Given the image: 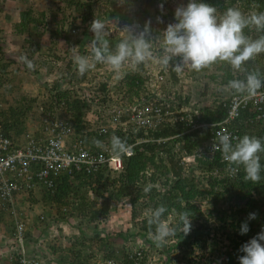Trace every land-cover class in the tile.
Here are the masks:
<instances>
[{"label": "trees", "instance_id": "obj_1", "mask_svg": "<svg viewBox=\"0 0 264 264\" xmlns=\"http://www.w3.org/2000/svg\"><path fill=\"white\" fill-rule=\"evenodd\" d=\"M7 1L0 0V14ZM21 1L22 6L17 9L18 21L13 24V31L31 35L19 44L16 43V48L24 53L23 58L20 55L10 56L2 50L3 33L0 29V100L3 102L0 101V128L3 134L16 140L26 129L23 121L30 120L32 116L35 118V114L40 112L47 113L50 117H65L74 133L71 138L87 140L91 145L88 144V149L94 152L104 148L117 152L112 149L113 137L120 138L131 148L129 156L121 153L119 168L102 166L88 173H62L55 179L52 189L43 188L41 198L49 203L50 221L56 224L65 221L76 211L80 222L85 221L86 228L90 230H85L79 223L76 232L65 236V242L61 243L64 246L57 250L47 246L58 256L53 261L56 264H95L96 258L100 257L104 260L111 259L113 264H239L238 257L243 255L239 251L241 245L264 230V172L258 183L245 180L242 166L233 176H228L223 171L224 162L220 161L219 153L208 155L203 143L209 134L206 124L220 120L225 114V108L219 99L234 92L228 88V82L232 79H244L248 72H258L264 77V54L248 61L241 71H235L227 64H216L211 66L212 73L195 76L189 72L191 76H195L189 86L197 92L198 102L207 100V85L201 84L198 79L207 77L221 86V90L216 88L211 93V102L201 105L199 113L193 116L194 122L202 124L199 128L187 130L185 122L164 121L154 130L146 131L144 136L153 138L150 141H140L143 131H136L130 126L106 128L105 133L96 135L92 130L105 121L103 109L106 107V93L115 88L121 91L125 100L131 94L138 96V88L148 77L145 74V63L135 66V70L124 68L121 84H110L107 79L97 83L86 77L89 71L83 76L78 74L73 56L81 55V50L80 47L76 50L70 47L85 42V38L81 39L80 35L90 34V42L94 34L88 33L87 27L94 19L104 20L115 16L119 13L121 2L124 6L136 7L134 5L141 1L145 8L159 12L161 9L157 6V1L60 0V4L55 2L53 12L52 9H47L50 11L47 20L44 10H34L26 0ZM203 2L214 6L218 14L228 8H237L245 15L264 12V0ZM139 12L147 14L142 8L134 12L142 19ZM147 23L149 27L156 25L150 18ZM245 32L250 38L264 35L255 30L246 29ZM45 34L48 36H44ZM108 38L114 51L118 39L116 35ZM13 63L16 64L15 68L9 70ZM174 64L175 61L170 62L166 70L159 72L172 85L179 81L182 72L188 74L187 67L177 72L172 67ZM47 65H51L45 70L49 78L40 77L45 97L27 93L14 95L11 90L15 88L10 81L11 73L24 70L39 76V69ZM55 67L56 70L53 69ZM190 96V92H187L183 100H179L177 95L173 101L182 105L188 103ZM131 98L132 96L127 101ZM39 105H42L41 111L37 110ZM258 113H261V117L256 119ZM235 126L240 129L239 138L247 134L264 140V105L260 111L251 106L240 110L239 116L232 122V127ZM192 153L195 154V165L184 164L181 157ZM261 164L264 165V153H261ZM214 167H217L216 176L208 174L205 177L201 174L210 172ZM37 168L38 165L34 164L32 170ZM194 169L198 172L194 173ZM201 184L203 188H199ZM145 188L150 190L145 192ZM122 200H128L134 207L138 206L130 212L132 225L97 230V225L107 219L111 210H115L111 205L120 204ZM204 203L209 205L205 211L201 207ZM161 205L167 209L161 219L175 227L176 235L170 237L163 247H157L151 238L156 226L149 225L147 218ZM64 206L66 210L62 211ZM143 209L148 210L147 213L139 216ZM252 212H257L256 219L248 220V215ZM181 213H187L191 217V229L187 235L182 232L183 224L179 220ZM245 221L248 222L249 231L241 235L240 226ZM40 231L42 229L34 227L33 240L40 236ZM135 239L137 243L133 244ZM12 264H16V261Z\"/></svg>", "mask_w": 264, "mask_h": 264}, {"label": "clouds", "instance_id": "obj_2", "mask_svg": "<svg viewBox=\"0 0 264 264\" xmlns=\"http://www.w3.org/2000/svg\"><path fill=\"white\" fill-rule=\"evenodd\" d=\"M11 2L13 1L8 0L4 3L3 11L6 7L5 4ZM160 8L163 11L162 4ZM3 11L2 13H4ZM174 16L175 22L169 23L159 36L162 40L163 52V55L160 56L159 59H157L156 56H158V54L154 53L152 47V41L154 39L151 37L150 33V22L146 23L143 28H139L138 25L136 27L126 25L123 28L126 35L116 44L114 51L111 48L108 38L110 33L107 29V25L103 21L97 19L91 22L89 29L94 35L93 39L89 42L90 56H73V62L77 66V72L80 76H83L89 71L86 77L93 79L97 83L107 79V82L110 84H121L123 80L122 71L124 68L135 70V66L143 63H145V74L148 76L146 82L138 88V96L131 94L130 97L132 96V98L130 101H127L130 97L125 100L122 97L121 91H117L115 88H112L110 92L106 93V107L103 109L105 121L103 124L96 126L92 130V133L96 134L95 130L101 126H106V128L130 126L136 129V131H143L140 141H146L147 139L150 141L153 138L145 137L146 131L154 130L164 121L167 123L176 121L185 122V125L188 126L187 130L199 128L202 124L194 122L193 116L199 113L201 101H193L189 98L188 103L178 105L173 101L174 96L178 95L179 100H183L187 92L182 94L179 92L178 88H169L170 81L164 78V75L162 76L159 72L161 70H166L172 61H175L172 67H174V70L177 72L182 71L185 67L199 72L216 64H227L233 70L241 71L248 61L264 54V35H260L257 38H250L245 32L247 29L264 33V12L245 15L237 8H228L222 14H218L214 6L203 2V0H188L186 5L176 7ZM13 19L14 24L18 21L17 15H14ZM159 19L158 17V20ZM13 24L11 25V29L17 40L22 41L26 37H31V35H27L26 32H21L20 34L16 33V31L14 32ZM2 33L4 35L1 37L2 50L10 56L20 55V57L23 58V52L16 48L17 44L10 43L8 44L10 48L7 47L8 45L4 41L6 39L5 34L3 31ZM70 49L76 50L78 48L76 45H72ZM155 58L157 61L153 64L151 60ZM97 64L102 65L99 66ZM15 66V63L11 64L9 70L14 69ZM43 69L44 73L42 74L45 75V79H48L49 76L46 77L45 68ZM129 69L128 71H130ZM97 70L103 71L104 74L102 73L103 75H100L102 79L95 78ZM113 71L118 72L117 77L119 76V78H117V82L114 80ZM10 73L11 72H9V74ZM9 74H6V77L7 75L9 77ZM228 88L241 96L247 95L248 97H253L260 89L264 88V77L258 72H248L244 79L230 80L228 82ZM27 94L35 96L31 93ZM229 94L230 93H227L219 100L223 101ZM41 96H44V92ZM152 103L159 106L160 119H157V116L155 119L152 118L155 113L154 111H143L142 108L144 105H151ZM196 103H198L197 106H193L196 105ZM37 110L41 111L42 105H39ZM137 111H141V116L146 120L144 123L136 124L132 121V116ZM40 115L42 114L38 112L35 114V118L32 117L33 120H36V124L38 123ZM113 115L116 117L114 121L111 120ZM224 117L225 114L220 120L206 124V126L209 127V134L203 143L204 147H206L207 141L213 131L217 128L219 129L220 122ZM58 118H62L70 124L65 117L60 116ZM148 121H150V124H147ZM232 122L233 120L226 126V129L232 131L235 138L233 139L228 133H218V140L214 141L213 150L219 153L220 161L224 162L223 171L226 175L233 176L242 166L245 172V180L258 183L261 179V173L264 172V165L261 164V153H264V140L247 134L239 138L238 132L240 129L236 126L233 128ZM192 125H196V127H192ZM34 128L27 129L26 127L24 133L20 135V138H18L17 141L12 140V142L18 143L20 140H23L27 134L37 135V131ZM155 141L158 142L159 140L155 139ZM83 144L88 151L95 153L88 149L89 142L87 140L83 139ZM111 144L113 151L118 152L120 160L121 153L125 156L131 154V148L126 146L125 142L120 140V138L113 137ZM125 148L130 151L128 155L124 152ZM96 151H98V149H96ZM194 155L195 154L192 153L191 155L182 156L181 161H184V164L192 163L195 165ZM222 156L225 160L222 159ZM190 158L193 160L191 161ZM227 165L235 166L237 171L229 174V172L226 171ZM102 166L107 165L105 164ZM102 166H99V168ZM82 171L79 170V172ZM197 171V169H194V172L197 173ZM213 171L215 173H213ZM201 174L205 177L208 174L216 176L217 167H214L210 172H201ZM53 186L54 182L51 187L37 186L26 198L20 201V203L22 202L24 204L22 211L26 214L24 231L25 251L26 254L29 255L35 253L39 260L38 264H51V262L56 264L53 261L58 257L56 252L53 253L52 249L47 246H52L54 250H57L64 246L61 243L65 242V236H68V234L72 235V232H76V227L79 226V223L84 224L86 227L85 221L80 222V217L77 215L76 211H73V215L69 216L65 221L57 224L50 221L51 212H48V210H50L49 203L44 202L41 195L43 188L52 189ZM149 190V188L144 189L145 192ZM32 198H34V201H32ZM40 204L45 205L44 213L46 214H43V211H41L31 216L33 209ZM65 208V206L62 207V211L66 210ZM166 211V207L161 205L155 208L147 218L149 225L154 224L156 226L155 232L151 235V238L157 247H163L170 237L176 235L175 227L161 219ZM254 219H256V213H249L248 220ZM179 220L183 224L182 232L187 235L191 229V217L187 213H181L179 215ZM9 223L8 220L5 222V229H7ZM103 223L104 221L100 224ZM45 224H48V226H45ZM35 226L42 229V231H40V236L33 240V230ZM58 228H60V230ZM248 231L249 225L248 222L245 221L240 226V234L244 235ZM1 235L2 233L0 236ZM103 237L104 233H102V238ZM5 239V241L2 240V245L0 246V263L12 264L16 261V264H19L15 258L12 260L6 258L7 246L5 242L10 239V236H6ZM58 240L59 243L57 244L56 241ZM262 242H264V230L257 233V235L248 242L242 244L239 251L242 252L243 255L238 257L239 264H264V243ZM53 244L56 245L53 246ZM108 260L112 262L111 259L104 260L97 257L95 264H109V262H107Z\"/></svg>", "mask_w": 264, "mask_h": 264}, {"label": "built area", "instance_id": "obj_3", "mask_svg": "<svg viewBox=\"0 0 264 264\" xmlns=\"http://www.w3.org/2000/svg\"><path fill=\"white\" fill-rule=\"evenodd\" d=\"M102 73V70H97L95 78L102 79V76L100 77ZM263 105L264 88L253 97L241 96L235 92L227 95L222 101L225 117L220 122L219 129L213 131L206 144L209 154L215 152L213 144L218 140V133H228L233 139L235 138L226 126L239 116L240 110L251 106L260 111ZM142 109L144 112L154 111L152 118L155 119L157 116V119H160V108L157 104L144 105ZM115 113L117 114L116 111ZM260 117L261 113H258L256 119ZM115 118L113 115L111 120L114 121ZM132 121L141 124L146 120L141 116V111H137L133 114ZM147 124H150V121ZM35 125L37 135L27 134L18 143H13L0 128V214H3L10 222L6 229L7 235L10 236V239L5 242L6 258L9 260L15 258L19 264H38L39 262L35 253L29 255L25 251L26 214L22 211L24 204L20 203L21 199L26 198L37 186L51 187L62 173L70 175L79 170L89 172L105 164L111 168L121 166L118 152L104 148L102 151L92 153L84 147L82 139L73 140L71 137L74 133L62 118L50 117L45 113L39 116L38 123ZM95 132L96 134L105 133L106 126H101ZM124 152L126 155L130 153L127 148ZM222 159L225 160L223 156ZM190 160L193 159L190 158ZM34 164H37L38 168L32 170ZM226 171L232 174L237 170L235 166L227 165ZM109 264L113 263L109 262Z\"/></svg>", "mask_w": 264, "mask_h": 264}, {"label": "rangeland", "instance_id": "obj_4", "mask_svg": "<svg viewBox=\"0 0 264 264\" xmlns=\"http://www.w3.org/2000/svg\"><path fill=\"white\" fill-rule=\"evenodd\" d=\"M60 0H26V2H28L31 6L32 9L34 10H44V12H46V17L45 19H49V15L47 11L52 9V8H56L55 2L58 4H60L59 2ZM157 1V6L160 8V5H163V11L160 10L159 12H153L152 9L148 8V7H144L145 5L139 1V4H135L134 6L136 7H132L131 5H125L121 2V7L119 9V13H117L115 16L112 17H108L105 18L104 20L101 19L100 21H103L106 25H107V29L110 33V36H114L116 35L118 42L120 41V39H122L125 35L126 32L125 30H123V28L128 25V26H133L136 27L137 25L139 26V28L144 27V25L147 23V19L150 18L152 21H155L154 26L150 27V33H151V37L154 39L152 41V47H153V51L155 54H158L157 59H159L160 56L163 55L162 52V40L159 37L162 33V31L167 27V25L169 23H173L175 22V9L178 6L181 5H186L185 0H156ZM96 4H101L99 2H95ZM5 9H4V13L0 14V28L2 29V31L5 34L6 39L4 40L7 45L12 43V44H19V42L21 40H17V38L13 35L12 32V24H13V18L14 15H16L17 9L20 8L22 6V1L21 0H15L9 4H5ZM61 6V5H60ZM139 8L144 9L147 14H142L141 12V16H143V19L140 17V15H137L134 12H138ZM161 9V8H160ZM53 12V9H52ZM74 13V12H73ZM57 16H59L58 13H56ZM147 16V18L145 17ZM149 16V17H148ZM158 17L160 18L158 20ZM154 18H157L156 20ZM162 21V22H161ZM87 31L88 33H92L89 29V26L87 27ZM78 33H81V29L79 28ZM38 34V32L36 33ZM35 34V35H36ZM4 36V35H3ZM34 36V35H33ZM37 36V35H36ZM44 36H48V34H45ZM89 36L90 34H86V35H80V38L83 39L85 38V42L82 43L81 45H76L77 48L80 47L81 50V55L83 54V56H90V45H89ZM4 37V38H5ZM35 38V37H34ZM37 38V37H36ZM3 41V40H2ZM75 46V45H74ZM7 47L10 48V46L8 45ZM24 55V53L22 54ZM21 55V56H22ZM157 59L155 58L154 60L152 59L151 61L153 62V64L157 61ZM39 60H37L38 62ZM58 65V64H57ZM99 66H101L102 64H98ZM51 65H47L45 66V70L46 68H50ZM188 68V67H187ZM54 70H56V67L53 68ZM40 70V75L39 76H34V74L31 73H27V71L24 70H20L18 72H15L13 74L10 75V81L11 84L13 83V85L15 86V88H12L11 90L13 91L14 95L17 96V94H23V93H31L34 94L36 97H40L43 92V85L40 83V77H44V75L42 73H44V69H39ZM188 74H186V72H182L179 76V81H177V84L172 85L171 82L169 84V88H178L179 92L186 93V92H190L191 97L190 99L193 101L197 100V92L191 88V86H189L190 82L192 81V78H194L196 75H201V74H208V73H212L213 69L212 67L206 68L202 71L196 72L191 70L190 68H188ZM189 72H192L195 74V76H191L189 74ZM118 72H114L113 71V76H114V80H116V82L118 81L117 78H119V76L117 77ZM49 75H46V77ZM8 77V75H7ZM198 79V77H197ZM197 81H199L201 84L206 83L207 85V90L205 91V95L207 96V100L206 101H202L200 104L203 105H207L209 102H211L210 98H212L211 93L213 91H215V89L217 88V90H221V86H218L217 84H215L214 82L210 81L207 77H202L200 79H198ZM119 83V82H118ZM179 84H181L182 86H178ZM218 86V87H217ZM223 88V87H222ZM1 103L2 100H0ZM6 106V105H5ZM33 117V116H32ZM32 119V118H31ZM30 120H25L23 121V124L28 128H34L35 124H36V120L32 121ZM20 138V136L18 137ZM18 138L16 139V141L18 140ZM198 172V171H197ZM196 173V172H194ZM204 185V183H203ZM199 186V185H198ZM199 188H203L202 184L200 185ZM44 206L45 205H39L37 207H35L32 211V215H35L36 212H41L43 211L44 213ZM112 209L115 208V210H111V212L109 213V216L107 217V219L104 221L103 224H98V226L96 227L97 230H101L103 228L106 227H126L129 225H132V222L130 221V219L132 220V216L130 214L131 209L132 208H138V206L134 207V204L132 205L130 202H128V200H122V202L120 204H112L111 205ZM202 209L205 211L209 205H207V203L202 204ZM257 207V206H256ZM148 210H142L141 214L139 216H141L143 213H147ZM257 213V212H256ZM82 227L85 230L90 231L89 229H87L85 227L84 224H82ZM130 229H133L130 226ZM262 231V230H261ZM59 232V231H58ZM103 233V232H102ZM134 240V239H132ZM57 244L59 243V240L56 241ZM133 244H136V239L133 242ZM56 244H53V246ZM1 264V263H0ZM51 264H54L51 262Z\"/></svg>", "mask_w": 264, "mask_h": 264}, {"label": "crops", "instance_id": "obj_5", "mask_svg": "<svg viewBox=\"0 0 264 264\" xmlns=\"http://www.w3.org/2000/svg\"><path fill=\"white\" fill-rule=\"evenodd\" d=\"M6 221H7L6 218L3 217V215H0V234L2 233V235L0 236V246L2 245L1 244L2 243V240L5 241L6 240L5 239L6 236H8L7 235V232L5 231L6 229L4 228ZM4 233H5V235H4Z\"/></svg>", "mask_w": 264, "mask_h": 264}]
</instances>
